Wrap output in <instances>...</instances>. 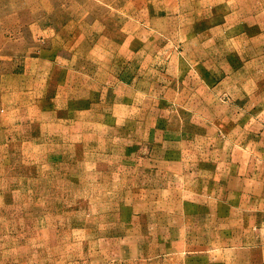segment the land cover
<instances>
[{"label":"rangeland","instance_id":"374dc122","mask_svg":"<svg viewBox=\"0 0 264 264\" xmlns=\"http://www.w3.org/2000/svg\"><path fill=\"white\" fill-rule=\"evenodd\" d=\"M263 174L264 0H0V264H230Z\"/></svg>","mask_w":264,"mask_h":264},{"label":"crops","instance_id":"0c3cea01","mask_svg":"<svg viewBox=\"0 0 264 264\" xmlns=\"http://www.w3.org/2000/svg\"><path fill=\"white\" fill-rule=\"evenodd\" d=\"M238 183L246 199L237 206H245L246 211L252 212L240 223L244 230L235 239L230 237L234 246V253L230 251V264H264V174L258 182L245 178L238 179Z\"/></svg>","mask_w":264,"mask_h":264}]
</instances>
